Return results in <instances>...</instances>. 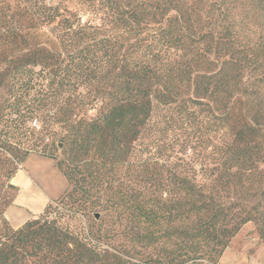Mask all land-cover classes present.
<instances>
[{"label": "trees", "instance_id": "obj_1", "mask_svg": "<svg viewBox=\"0 0 264 264\" xmlns=\"http://www.w3.org/2000/svg\"><path fill=\"white\" fill-rule=\"evenodd\" d=\"M32 154L69 190L14 229ZM249 222L264 0H0V264H219Z\"/></svg>", "mask_w": 264, "mask_h": 264}, {"label": "rangeland", "instance_id": "obj_2", "mask_svg": "<svg viewBox=\"0 0 264 264\" xmlns=\"http://www.w3.org/2000/svg\"><path fill=\"white\" fill-rule=\"evenodd\" d=\"M31 126L34 124L31 123ZM9 184L15 189H6L4 195L7 206L2 216L14 229L36 217L47 205L57 201L69 190L67 181L56 168L55 161L35 154L27 158L9 179ZM224 255L236 258L239 255H254L257 264H264V238L260 237L258 226L253 222L243 225L230 241ZM250 262L244 261V264H251ZM219 264H222L220 260Z\"/></svg>", "mask_w": 264, "mask_h": 264}, {"label": "crops", "instance_id": "obj_3", "mask_svg": "<svg viewBox=\"0 0 264 264\" xmlns=\"http://www.w3.org/2000/svg\"><path fill=\"white\" fill-rule=\"evenodd\" d=\"M228 248V247H227ZM226 248V249H227ZM226 251V250H225ZM224 253L222 254V256L220 257V262L223 264L225 262H227V264H244V261H251V264H257L256 262V257L254 255H239L238 258L232 257V255H228L227 257L224 255ZM227 258V259H226ZM243 260V261H242Z\"/></svg>", "mask_w": 264, "mask_h": 264}, {"label": "built area", "instance_id": "obj_4", "mask_svg": "<svg viewBox=\"0 0 264 264\" xmlns=\"http://www.w3.org/2000/svg\"><path fill=\"white\" fill-rule=\"evenodd\" d=\"M34 124V123H33Z\"/></svg>", "mask_w": 264, "mask_h": 264}]
</instances>
